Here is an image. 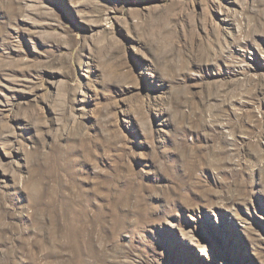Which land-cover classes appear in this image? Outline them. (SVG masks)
Wrapping results in <instances>:
<instances>
[{"label":"rangeland","instance_id":"1","mask_svg":"<svg viewBox=\"0 0 264 264\" xmlns=\"http://www.w3.org/2000/svg\"><path fill=\"white\" fill-rule=\"evenodd\" d=\"M0 264H264V0H0Z\"/></svg>","mask_w":264,"mask_h":264}]
</instances>
